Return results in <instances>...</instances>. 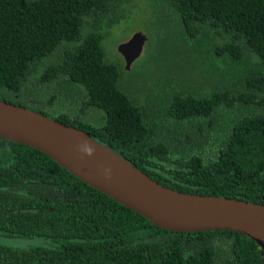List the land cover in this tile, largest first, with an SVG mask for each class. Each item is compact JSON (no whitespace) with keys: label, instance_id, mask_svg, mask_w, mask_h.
Instances as JSON below:
<instances>
[{"label":"trees","instance_id":"1","mask_svg":"<svg viewBox=\"0 0 264 264\" xmlns=\"http://www.w3.org/2000/svg\"><path fill=\"white\" fill-rule=\"evenodd\" d=\"M140 2L0 0V100L83 129L168 188L263 203L264 0H143L158 38L136 77L108 38ZM0 264H264V249L156 227L0 138Z\"/></svg>","mask_w":264,"mask_h":264},{"label":"water","instance_id":"2","mask_svg":"<svg viewBox=\"0 0 264 264\" xmlns=\"http://www.w3.org/2000/svg\"><path fill=\"white\" fill-rule=\"evenodd\" d=\"M146 37L117 46L127 69ZM0 138L36 149L81 182L169 231L230 230L264 249V202L179 192L163 186L83 129L0 100ZM89 149L91 152H89Z\"/></svg>","mask_w":264,"mask_h":264},{"label":"rangeland","instance_id":"3","mask_svg":"<svg viewBox=\"0 0 264 264\" xmlns=\"http://www.w3.org/2000/svg\"><path fill=\"white\" fill-rule=\"evenodd\" d=\"M144 2L141 0L140 3L135 5L128 16L122 19L117 25H113L109 31V51L112 57L118 59L120 62L119 68L123 72H128L130 75L138 77L140 70L145 63L151 66L150 62H147L151 50H154V41L158 38V13L155 14L150 10L147 11L143 7ZM175 20L173 17L164 19L162 25L173 26ZM156 26V28H154ZM141 32L145 35L146 39L142 45V49L137 58H135L125 69L124 60L117 50V46L126 41L133 33ZM125 69V70H124Z\"/></svg>","mask_w":264,"mask_h":264},{"label":"clouds","instance_id":"4","mask_svg":"<svg viewBox=\"0 0 264 264\" xmlns=\"http://www.w3.org/2000/svg\"><path fill=\"white\" fill-rule=\"evenodd\" d=\"M89 152H91V150L89 149Z\"/></svg>","mask_w":264,"mask_h":264}]
</instances>
